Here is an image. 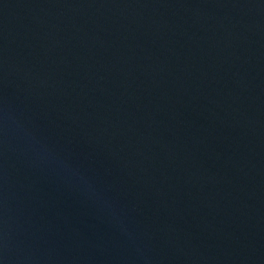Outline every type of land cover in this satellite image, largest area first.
Listing matches in <instances>:
<instances>
[{
	"label": "water",
	"instance_id": "water-1",
	"mask_svg": "<svg viewBox=\"0 0 264 264\" xmlns=\"http://www.w3.org/2000/svg\"><path fill=\"white\" fill-rule=\"evenodd\" d=\"M0 264H264V0H0Z\"/></svg>",
	"mask_w": 264,
	"mask_h": 264
}]
</instances>
